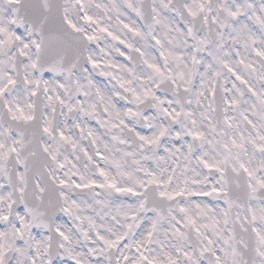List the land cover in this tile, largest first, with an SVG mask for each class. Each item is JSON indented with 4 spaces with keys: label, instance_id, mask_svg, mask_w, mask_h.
Segmentation results:
<instances>
[{
    "label": "snow or ice",
    "instance_id": "1",
    "mask_svg": "<svg viewBox=\"0 0 264 264\" xmlns=\"http://www.w3.org/2000/svg\"><path fill=\"white\" fill-rule=\"evenodd\" d=\"M0 264H264V0H0Z\"/></svg>",
    "mask_w": 264,
    "mask_h": 264
}]
</instances>
